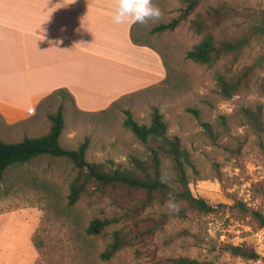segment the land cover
I'll return each mask as SVG.
<instances>
[{"label":"rangeland","instance_id":"obj_1","mask_svg":"<svg viewBox=\"0 0 264 264\" xmlns=\"http://www.w3.org/2000/svg\"><path fill=\"white\" fill-rule=\"evenodd\" d=\"M162 12L157 23L135 24L134 38L155 46L163 55L165 79L126 94L107 109L79 110L71 97L56 94L36 109L31 125L0 130L7 142L40 136L51 128L48 113L62 104L66 126L62 146L77 148L86 137L87 160L113 159L128 164L131 156L147 159L149 146L124 125L126 108L139 122L150 123L157 106L168 122V134L178 135L193 166L187 180L195 196L215 209L200 212L176 196L178 214L164 207L168 197L121 184L90 180L76 204H68L70 184L78 169L66 157L41 155L7 169L0 185V264H163L171 257L190 256L218 264H264V227L252 212H264V133L244 116L245 107L264 109V0H200L174 30L152 32L180 14V0H153ZM226 5L236 12L214 19L211 7ZM201 18L204 27L193 21ZM206 31L219 42L246 37L237 51L219 50L212 64L187 57ZM236 87L220 92L217 74ZM190 109L199 111V116ZM210 123L215 136L203 128ZM162 169L175 191L182 185L174 162L163 156ZM112 219L95 234L91 220ZM130 243L112 258L100 255L115 231ZM229 245L254 248L258 259L232 254Z\"/></svg>","mask_w":264,"mask_h":264},{"label":"crops","instance_id":"obj_2","mask_svg":"<svg viewBox=\"0 0 264 264\" xmlns=\"http://www.w3.org/2000/svg\"><path fill=\"white\" fill-rule=\"evenodd\" d=\"M113 14V0H0V130L31 125L57 89L94 112L165 79L161 52Z\"/></svg>","mask_w":264,"mask_h":264},{"label":"trees","instance_id":"obj_3","mask_svg":"<svg viewBox=\"0 0 264 264\" xmlns=\"http://www.w3.org/2000/svg\"><path fill=\"white\" fill-rule=\"evenodd\" d=\"M182 7L180 14L172 18L169 22H162L155 25L152 32H163L174 30L199 4L200 0H180ZM236 11L226 5L211 7L209 15L214 19L228 16ZM193 25L198 29L204 27L201 18L193 21ZM247 42L246 37L236 39H223L217 41L210 31H206L201 41L195 44L187 52V57L201 64H212L219 50L237 51ZM217 84L221 93L230 96L231 90L236 87V83L231 82L222 74H217ZM67 93L74 101L73 95L64 88L57 89L51 95L46 97L43 102L56 95ZM195 115L199 116V111L190 109ZM244 116L259 131L264 133V109L262 106L256 108L245 107L242 109ZM124 125L131 129L134 134L144 143H152L149 146L150 154L147 159H141L137 156H131L128 164L116 162L108 159L104 162H95L87 160V151L90 144L89 137L77 148H66L60 142L61 135L66 126L64 106L61 104L53 113H48L51 120L50 130L40 136H25L18 142H7L0 137V185L4 179L8 168L16 164H24L32 161L41 155H52L55 157H66L71 160L78 169L77 175L70 184L68 194V204L74 205L80 199L82 193L86 190L90 180L98 181L103 185L121 184L130 188L146 192L148 195L153 193L160 194L162 197H168L172 192L175 196L185 201L192 208L209 213L215 209L205 198L195 196L188 184L187 167L193 166L190 152L182 144L178 135L170 136L168 134V122L164 113L159 107L153 106L150 123L139 122L132 110H124ZM203 128L209 135L215 136V132L210 123L203 122ZM167 156L174 162L179 181L182 188L175 191L169 183H161V176H164L162 169V158ZM257 222L264 227V212L254 210L252 212ZM112 222V219L96 218L91 220L86 231L89 234H95L104 229ZM130 239L115 231L112 240L107 244L101 253L103 259L112 258L121 248L128 245ZM228 250L235 255L258 259L259 254L254 248L243 247L241 245H229ZM163 264H218L209 260H199L190 256L171 257Z\"/></svg>","mask_w":264,"mask_h":264},{"label":"clouds","instance_id":"obj_4","mask_svg":"<svg viewBox=\"0 0 264 264\" xmlns=\"http://www.w3.org/2000/svg\"><path fill=\"white\" fill-rule=\"evenodd\" d=\"M114 14L112 20L114 24H139L142 26L151 23H157L162 17V12L158 6L153 3V0H113ZM161 183H168L166 176H161ZM167 214H178L180 211V204L176 196L168 193V199L164 204Z\"/></svg>","mask_w":264,"mask_h":264},{"label":"built area","instance_id":"obj_5","mask_svg":"<svg viewBox=\"0 0 264 264\" xmlns=\"http://www.w3.org/2000/svg\"><path fill=\"white\" fill-rule=\"evenodd\" d=\"M35 110H36V109H35V107H33V106L29 108V112H35Z\"/></svg>","mask_w":264,"mask_h":264}]
</instances>
